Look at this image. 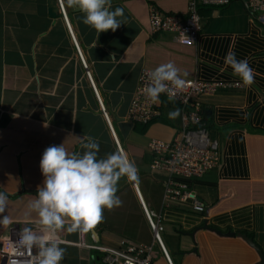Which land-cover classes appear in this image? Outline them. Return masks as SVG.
Segmentation results:
<instances>
[{
	"label": "crops",
	"instance_id": "crops-1",
	"mask_svg": "<svg viewBox=\"0 0 264 264\" xmlns=\"http://www.w3.org/2000/svg\"><path fill=\"white\" fill-rule=\"evenodd\" d=\"M47 1L0 0V191L8 195L3 214L9 217L7 224L0 225V237L15 222L36 219L27 204L43 179L38 165L44 148L64 142L67 150L77 151V137L90 135L100 143V156L116 151L117 142L137 166L138 179L136 190L126 178L118 181L121 204L103 210V219L85 233L87 245L117 248L125 241L152 246V264H168L153 241L144 205L161 216L163 246L171 264H259L256 250L241 236L264 256V23L260 18H251L240 0L209 7L200 15L195 44L182 46L176 33L151 30L148 9L184 22L189 0H110L112 9L124 10L123 24L98 36L66 0H60L64 12L50 18ZM228 51L248 60L254 69L251 85L242 83L224 64ZM169 61L183 78L238 84L201 97L209 137L219 142V162L200 178L179 181L202 204V213L192 211V201L162 203L161 182L167 177L160 174L165 178L144 181L143 171L148 172L151 159L148 143L175 137L180 116L170 119L168 113L179 105L165 99L150 123L126 118L141 70ZM144 122L149 124L144 127ZM135 123L141 132L134 131ZM129 132L136 136L131 145L120 137ZM135 202L141 212L134 211L138 215L132 228L129 217ZM59 236L69 242L61 245L65 254L60 264L91 262L86 253L72 248L95 251L75 245L76 233L62 229ZM1 254L0 246V264H4Z\"/></svg>",
	"mask_w": 264,
	"mask_h": 264
},
{
	"label": "clouds",
	"instance_id": "clouds-1",
	"mask_svg": "<svg viewBox=\"0 0 264 264\" xmlns=\"http://www.w3.org/2000/svg\"><path fill=\"white\" fill-rule=\"evenodd\" d=\"M56 1L59 6L58 0ZM66 4L83 14L81 22L93 29L96 36L108 30L114 32L123 24L124 10L120 7L112 9L110 0H66ZM260 17H264V13L259 14L257 19ZM223 61L242 83L252 84L254 69L249 66L246 58L237 59L234 51H228ZM185 85L186 81L179 74V69L169 61L159 64L147 73L143 94L155 104L159 103L161 93H167L169 99H172L173 89L179 91ZM99 103L101 108L102 103ZM180 114L181 110L175 108L169 111L168 117L174 119ZM77 138L80 141V150L69 151L62 142L45 147L41 153L38 167L43 179L41 184L37 185L34 198L27 204L29 214L35 213L36 219L33 224L17 230L14 244L16 251L35 248V264H60L65 248L61 246L63 241L59 232L63 229L77 235L89 233L103 219L104 209L121 204L116 195L118 181L124 177L133 185L138 179L137 166L121 151L116 139L114 142L117 144V150L100 156V143L97 138L90 135ZM7 201L6 192L0 191V225L9 221V217L3 214ZM145 210L160 216L142 205L146 221ZM159 221L163 231L161 216ZM162 231L159 236L163 245ZM152 237L160 248L153 233Z\"/></svg>",
	"mask_w": 264,
	"mask_h": 264
},
{
	"label": "built area",
	"instance_id": "built-area-1",
	"mask_svg": "<svg viewBox=\"0 0 264 264\" xmlns=\"http://www.w3.org/2000/svg\"><path fill=\"white\" fill-rule=\"evenodd\" d=\"M232 0H189L188 16L184 22L179 18H170L162 15L154 8L148 9V20L151 30L155 33L161 31L174 32L177 35V41L181 45H193L201 31V18L196 11L197 6L224 7ZM249 16L257 19L259 14L264 13V0H240ZM61 12H64L61 2L58 0ZM65 22L66 18L63 13ZM77 53L79 49L77 45ZM82 64L86 70L92 86L93 82L87 70L86 64L82 59ZM150 70L142 69L137 86L130 103L126 118L130 121H147L158 116L157 104L151 103L143 94V87L146 82L147 73ZM183 78V77H182ZM186 85L182 90L173 89L172 99H169L167 93H161L160 96L167 101L177 103L180 114V130L169 142L151 140L148 143V151L152 157L150 170L156 174H167V179L163 182L164 200L166 202H188L192 201L191 207L194 211L201 213L204 207L191 195L186 184L181 179H196L202 177L208 171L214 169L219 161L218 142L209 137L208 131L204 128L199 115V104L197 99L202 95L214 93L218 88L225 89L236 87L235 85H224L223 83H206L198 80L183 78ZM101 110L105 117L106 113L101 104ZM194 127H197L196 129ZM177 180V181H176ZM135 189L136 185L133 183ZM146 218L153 233L155 240L160 245L162 254L168 264L170 263L168 254L161 244L159 232L162 231L160 225V216L145 210ZM155 218V219H154ZM34 221L15 222L8 227L3 237H0V246L2 250L1 258L4 264H35L37 250L35 248L26 251L14 250V244L17 239V230ZM63 241V240H62ZM63 243H69L64 242ZM77 246L95 249L103 253V264H152V248L142 244H130L120 241L117 248H105L101 246H89L85 243V234L78 235Z\"/></svg>",
	"mask_w": 264,
	"mask_h": 264
},
{
	"label": "trees",
	"instance_id": "trees-1",
	"mask_svg": "<svg viewBox=\"0 0 264 264\" xmlns=\"http://www.w3.org/2000/svg\"><path fill=\"white\" fill-rule=\"evenodd\" d=\"M210 6H202V5H200V6H197L196 7V11H197V13L199 14V15H202V13H204L205 11H206V13L210 10V8H209ZM163 15H166V14H163ZM226 89H229V88H226ZM202 96H204V95H202ZM202 96H200L198 99H197V103L199 104V115H200V117H201V122H202V124H203V126H204V128L208 131V133H209V128L210 127H208V120H207V118H206V115H205V111H204V105L202 104V102H201V97ZM163 102H164V98L162 97V96H160V101H159V103H156L157 105V108H159L162 104H163ZM175 104V103H174ZM149 123H150V120L148 121ZM145 123L144 124V127H146L149 123ZM138 123H135V127H134V131L135 132H141V130H137V128H139V126L137 125ZM195 129L197 128V127H194ZM144 130L146 129V128H143ZM211 138V137H210ZM214 140V139H213ZM217 142H218V140H216ZM218 149H219V142H218ZM219 156H220V154H219ZM151 162H152V157H151V159H150V162L148 163V165H147V169H148V172L150 173L149 175H148V172L147 171H143L144 172V175H145V177H152V180H159V177H161V176H159L160 174H156V173H153L151 170H150V164H151ZM219 162V161H218ZM161 175H163V176H167V174L165 173H162ZM165 177H161V178H165ZM162 183V187H163V181L161 182ZM163 191H164V188H163ZM162 203L163 204H166L167 202L163 199V197H162ZM149 227V226H148ZM150 229V228H149ZM165 229H167V228H165ZM175 229H177V228H175ZM109 232H111V231H109ZM164 233V228H163V231L161 232V234H163ZM72 248H75L76 250H78V252H82V253H86L89 257V260L91 261L89 264H103L102 263V258H103V253L102 252H100V251H94V250H87V249H83V248H78V247H72ZM179 248L180 249H182L183 248V244L182 243H180V245H179ZM161 251V250H160ZM161 254H162V252H161ZM162 256H163V254H162ZM152 257H153V251H152ZM164 257V256H163ZM74 258V257H73Z\"/></svg>",
	"mask_w": 264,
	"mask_h": 264
},
{
	"label": "water",
	"instance_id": "water-1",
	"mask_svg": "<svg viewBox=\"0 0 264 264\" xmlns=\"http://www.w3.org/2000/svg\"><path fill=\"white\" fill-rule=\"evenodd\" d=\"M47 12H48V16L52 19H55L58 17L59 14V6L57 4L56 0H48L47 1ZM260 21L264 23V18L260 17ZM118 193V192H117ZM116 193V194H117ZM205 228V227H202ZM219 234H222L220 232H218ZM225 236H232L233 234L231 233H226V234H222ZM243 238V240L249 244L253 249L256 250L258 256H259V264H264V256L263 254L259 251V249L252 243L251 240H249L248 238H246L245 236H241Z\"/></svg>",
	"mask_w": 264,
	"mask_h": 264
},
{
	"label": "rangeland",
	"instance_id": "rangeland-1",
	"mask_svg": "<svg viewBox=\"0 0 264 264\" xmlns=\"http://www.w3.org/2000/svg\"><path fill=\"white\" fill-rule=\"evenodd\" d=\"M78 55L80 56V58H81V60L83 59L82 58V56H81V53H80V51L78 52ZM120 137L122 138V139H125V140H127L128 141V143L131 145L133 142H134V140H135V138H136V136H134L131 132H129L127 135H122V134H120ZM144 181L147 183V184H149V182H150V179L149 178H146V179H144ZM146 187V185L144 186V188ZM154 189H156V186H155V188ZM131 195V197H132V193L130 194ZM152 204L154 205V204H156V202L153 200L152 201ZM136 209H138L139 210V212H141V209H140V207L138 206V204L135 202L134 204H133V212L131 213V216L129 217V218H131L132 220H130V221H132V223H134V224H131V227L133 228L136 224V217H137V215H138V213H135L134 211L136 210ZM152 210H154V211H157L158 210V208H156V209H154V207H153V209ZM129 233H131V230H130V232ZM127 235H129L128 233H127ZM161 236H162V234H161ZM164 236V235H163Z\"/></svg>",
	"mask_w": 264,
	"mask_h": 264
}]
</instances>
